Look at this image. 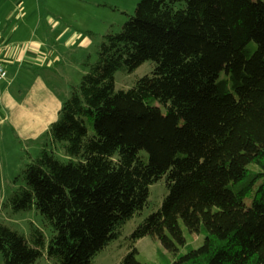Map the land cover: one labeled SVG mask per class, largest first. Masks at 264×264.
Masks as SVG:
<instances>
[{"label": "trees", "instance_id": "trees-1", "mask_svg": "<svg viewBox=\"0 0 264 264\" xmlns=\"http://www.w3.org/2000/svg\"><path fill=\"white\" fill-rule=\"evenodd\" d=\"M148 61L150 74L117 89L118 72ZM81 64L90 70L50 130L67 159L27 152L6 204L37 210L52 233L0 223L4 264H91L162 179L168 195L119 264H148L147 236L173 253L167 264H264V0H142ZM184 226L205 235L200 247L180 250Z\"/></svg>", "mask_w": 264, "mask_h": 264}, {"label": "rangeland", "instance_id": "rangeland-1", "mask_svg": "<svg viewBox=\"0 0 264 264\" xmlns=\"http://www.w3.org/2000/svg\"><path fill=\"white\" fill-rule=\"evenodd\" d=\"M88 1L90 0H75L79 7H85L88 10L87 13L81 14L80 23L73 25L80 30L86 31L88 36L89 32L94 31V35L97 34L96 36L100 38L99 41L101 42V37L106 32L102 34L91 27L87 29L84 27L88 22V14L91 11L90 7L85 5V2ZM106 1L108 3L103 4L106 7L104 12L109 16L113 14L114 21L112 26L110 25V28H108L109 31H107L119 32L125 23L129 21L130 16L135 15L136 7L142 0ZM52 2L70 13L74 9L70 8L69 0H52ZM93 4L97 7L95 1H93ZM41 6L43 8V3ZM79 12L81 13L82 10L79 9ZM93 25L92 27H97V24ZM89 40L93 45V40L97 39L89 38ZM77 52H79V49ZM94 53L91 56L92 63L97 61V50ZM77 57L83 61L88 56ZM64 61V58H62L60 64L55 68H43L41 70L27 68V63H25V68L23 69L8 68L10 73H8V78L14 84L8 86V93L5 94L6 114L8 113V115L4 116L3 119L5 120L0 125V223L25 233H29L31 225L35 224L45 230L48 238L52 233V228L45 223L37 210L15 213L6 204L12 193L22 184L21 182H15V179L31 161L27 152L37 156L46 147L50 151L54 150L59 157L67 159L65 149L61 145H58V147L51 145L50 130L52 124L59 120V112L65 101L70 97L71 85H78L82 77L90 69L81 65L79 68L86 71L84 73L77 72L75 64L70 65ZM19 66L21 67V64ZM153 69V62L148 61L134 72H118L116 75L117 89L131 88L138 77L150 74ZM17 74H20L18 80L14 78ZM65 75L72 77V84L67 85V80L64 78ZM2 94H4L3 90L0 96ZM168 193L169 189L165 179L154 183L151 186L149 206L146 207L143 214L131 219L125 226L123 236L102 251L91 264H119L130 252L127 237L131 235L139 223L161 206ZM247 202H249V199ZM184 229L187 243H179L180 250L182 252L187 251L186 246L188 244L200 247L205 235L197 231L189 233L185 226ZM137 248L139 250L138 258L148 264H167L169 261L175 260L173 253L166 249L160 240L152 236L141 239L137 244ZM0 264H4L1 253ZM38 264H54V260L44 255L40 258Z\"/></svg>", "mask_w": 264, "mask_h": 264}, {"label": "crops", "instance_id": "crops-1", "mask_svg": "<svg viewBox=\"0 0 264 264\" xmlns=\"http://www.w3.org/2000/svg\"><path fill=\"white\" fill-rule=\"evenodd\" d=\"M93 1L97 3V7ZM68 3L70 8H74L71 13L54 4L52 0H0V62L7 71L12 67L23 69L25 63L32 70L55 68L62 58L70 65L75 64L77 72L86 71L79 68L82 64L77 56L95 54L100 38L97 34L88 36L86 31L73 25L80 23L81 14L87 13L88 8L79 7L75 0H69ZM85 3L90 7L91 15L88 14V22L84 27H91L102 34L107 33L114 22L113 14L109 16L104 12L106 7L103 4L108 1L90 0ZM79 9L82 10L81 13ZM93 24H97V27H92ZM88 37L97 40H93L92 45ZM19 76L17 74L14 78L18 80ZM64 78L67 85L73 83L69 75ZM12 84L14 83L9 78L0 82V93L2 90L4 92L0 96V125L5 120L4 116L8 115L5 94L8 93V86Z\"/></svg>", "mask_w": 264, "mask_h": 264}, {"label": "built area", "instance_id": "built-area-1", "mask_svg": "<svg viewBox=\"0 0 264 264\" xmlns=\"http://www.w3.org/2000/svg\"><path fill=\"white\" fill-rule=\"evenodd\" d=\"M8 78V71L3 65L2 62H0V82L6 80Z\"/></svg>", "mask_w": 264, "mask_h": 264}]
</instances>
